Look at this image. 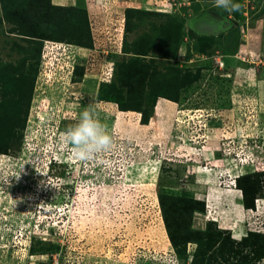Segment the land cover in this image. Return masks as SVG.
Returning <instances> with one entry per match:
<instances>
[{"label":"rangeland","instance_id":"rangeland-1","mask_svg":"<svg viewBox=\"0 0 264 264\" xmlns=\"http://www.w3.org/2000/svg\"><path fill=\"white\" fill-rule=\"evenodd\" d=\"M68 2L40 49L0 0V264L264 260V0ZM86 108L112 142L79 159L61 134ZM160 193L233 245L175 246Z\"/></svg>","mask_w":264,"mask_h":264},{"label":"trees","instance_id":"trees-1","mask_svg":"<svg viewBox=\"0 0 264 264\" xmlns=\"http://www.w3.org/2000/svg\"><path fill=\"white\" fill-rule=\"evenodd\" d=\"M1 2L5 19L17 26L19 33L23 36V39L37 44L40 49L43 45L42 42L44 39H53L52 41L61 40L62 42L63 40L68 38L66 34H62L58 37L56 33H54L53 31H49V29H52L54 27L53 25L56 24V21L60 17H63V15H65L61 14L60 12V9H65L64 6L53 4L52 0H1ZM71 38L75 40L77 38V42L79 43L75 45H86L85 47H88L89 45L88 41L85 40L82 36ZM40 49L37 55V58L39 59L41 57ZM75 70L76 67L74 71ZM117 103L119 104L121 110H131L129 108L125 109L120 105L119 102ZM142 114L143 115L141 121L144 124H148L149 117H145L144 111ZM240 178L241 176H239L236 181H239L238 185L241 186L244 205L247 208L254 207V202L250 201L248 198L249 192L247 186L243 184V178ZM159 199L162 205L168 233L171 237L172 243L175 244V246L185 244L189 241H199L205 239L209 240L210 238L211 240L215 238V242L216 240L221 239L223 245H233V240L228 236H222L220 231H217L214 234V237L208 230H192L190 220H192V215L196 208L190 207L187 199L181 198L180 196L165 195L163 193H160ZM195 202L198 204L199 208L204 209L205 204L202 200H197ZM185 214L188 215V217L184 218ZM180 230L183 231V234L180 233ZM259 237L264 238V234H261ZM210 247L211 246L208 244L204 245L201 248L200 253H203L204 251L208 252V248ZM263 250L264 245L261 244V250H259L258 252H261ZM202 255L204 256L206 254L203 253ZM245 258H247V256H243L244 260ZM200 264H204V259L200 261Z\"/></svg>","mask_w":264,"mask_h":264},{"label":"clouds","instance_id":"clouds-1","mask_svg":"<svg viewBox=\"0 0 264 264\" xmlns=\"http://www.w3.org/2000/svg\"><path fill=\"white\" fill-rule=\"evenodd\" d=\"M215 2L218 7H223L225 10H239V5L233 4L232 0H215ZM61 139L63 143L72 146L74 155L79 159H90L95 154L106 152L112 142L105 126L90 108H86L81 113L78 123L61 134ZM257 264H264V260Z\"/></svg>","mask_w":264,"mask_h":264},{"label":"crops","instance_id":"crops-1","mask_svg":"<svg viewBox=\"0 0 264 264\" xmlns=\"http://www.w3.org/2000/svg\"><path fill=\"white\" fill-rule=\"evenodd\" d=\"M69 0H52L53 4L55 5H70L71 3L68 2ZM72 4H75L77 0H73Z\"/></svg>","mask_w":264,"mask_h":264}]
</instances>
